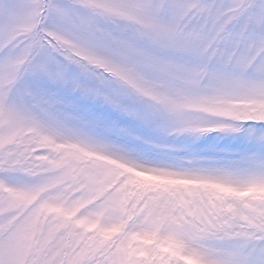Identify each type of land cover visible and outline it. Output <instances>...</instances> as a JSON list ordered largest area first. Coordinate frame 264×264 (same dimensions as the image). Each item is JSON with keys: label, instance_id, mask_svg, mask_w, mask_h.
<instances>
[{"label": "snow or ice", "instance_id": "obj_1", "mask_svg": "<svg viewBox=\"0 0 264 264\" xmlns=\"http://www.w3.org/2000/svg\"><path fill=\"white\" fill-rule=\"evenodd\" d=\"M0 264H264V0H0Z\"/></svg>", "mask_w": 264, "mask_h": 264}]
</instances>
